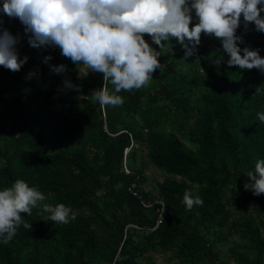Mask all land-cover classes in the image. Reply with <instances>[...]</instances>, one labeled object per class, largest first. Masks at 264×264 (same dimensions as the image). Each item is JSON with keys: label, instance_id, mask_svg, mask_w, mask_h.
<instances>
[{"label": "trees", "instance_id": "1", "mask_svg": "<svg viewBox=\"0 0 264 264\" xmlns=\"http://www.w3.org/2000/svg\"><path fill=\"white\" fill-rule=\"evenodd\" d=\"M192 17L190 27L198 23ZM236 35L241 49L264 58V33L253 23L245 28L241 17ZM144 38L161 51L164 71L141 89L122 90L124 103L115 107L92 98L102 73H83L68 58L60 74L40 59L13 75L0 66V190L22 179L44 194L42 203H63L76 214L60 224L41 207L22 213L31 229L21 225L8 244L0 241V264H158L152 253L177 264H264V194L243 187L264 160L257 115L264 113V73L229 67L214 36L202 33L190 57L175 38L163 49ZM65 80L79 91L66 89ZM141 150L165 174L145 194L165 204L154 231L156 206L143 209L127 191L133 181L146 183L134 166ZM185 191L202 206L187 209ZM232 237L222 256L219 246Z\"/></svg>", "mask_w": 264, "mask_h": 264}, {"label": "clouds", "instance_id": "2", "mask_svg": "<svg viewBox=\"0 0 264 264\" xmlns=\"http://www.w3.org/2000/svg\"><path fill=\"white\" fill-rule=\"evenodd\" d=\"M0 11L20 20L30 34L28 44L32 48L58 47L62 56L82 65L85 72L91 69L102 73L103 88L91 94L101 107L122 105L124 100L118 93L141 89L157 69L164 71L158 59L161 51L150 46L145 34L160 49L164 42L175 38L185 57L195 54L202 33L214 36L221 40L222 50L229 56V67L264 73V58L259 51L241 49L238 44L243 41L236 35L241 17L245 28L253 23L257 32L264 33V0H3ZM193 11L198 23L190 27ZM17 43L18 38L8 30H0V66L12 72L20 71L28 59H20ZM49 60L51 56H46L44 63ZM222 61L223 56L217 58L216 64ZM51 70L60 74L66 71V65L52 66ZM32 75L29 73V77ZM109 81L114 86L113 93L108 91ZM64 87L79 91L67 80ZM257 115L264 122V113ZM247 177L254 183L246 182L244 189L256 196L264 194V160H258L254 172L249 171ZM45 199L42 192L22 179L0 190V241L8 244L21 225L30 230L31 224L21 214L31 215L33 208L41 207L54 223L68 224L76 219L70 207L42 203ZM183 203L191 210L202 206L203 201L185 191Z\"/></svg>", "mask_w": 264, "mask_h": 264}, {"label": "crops", "instance_id": "3", "mask_svg": "<svg viewBox=\"0 0 264 264\" xmlns=\"http://www.w3.org/2000/svg\"><path fill=\"white\" fill-rule=\"evenodd\" d=\"M0 21H2V24H0V30H3L4 24L6 21V15L3 14L2 11H0ZM29 35L30 34L25 32V26L22 23L19 24V27L16 30L15 35H13L14 37L18 38V43L16 44V49L18 51L20 59H23L25 56L28 57L27 62L21 68L22 71L26 67L27 68L26 72H28L29 71V65L34 64V59L35 60L40 59V60L44 61V58L46 56H51V60L48 61V64H50L52 66L64 65V63L67 61V59L61 55V51L58 47L46 46V47H41L39 49L32 48L28 44ZM73 65H74V63H73Z\"/></svg>", "mask_w": 264, "mask_h": 264}, {"label": "built area", "instance_id": "4", "mask_svg": "<svg viewBox=\"0 0 264 264\" xmlns=\"http://www.w3.org/2000/svg\"><path fill=\"white\" fill-rule=\"evenodd\" d=\"M20 23L21 22L18 18H9L6 15V21H5L3 30H8L12 35H14ZM9 73L10 75H13L12 71H10ZM102 77H103V74H102ZM103 86H104V80L102 82V88ZM123 170L125 174L131 173L130 170L127 168L125 162L123 164ZM127 191L132 197L136 198L139 201L143 209L148 210V209H151L153 206H156V212L158 213V216H157L155 225L154 227L148 229L149 231H154L162 223L163 214L165 211L164 200L161 197H156L153 201L146 200L145 194L149 190H147L145 186H142L138 181H133L132 183H130V185L127 188Z\"/></svg>", "mask_w": 264, "mask_h": 264}, {"label": "rangeland", "instance_id": "5", "mask_svg": "<svg viewBox=\"0 0 264 264\" xmlns=\"http://www.w3.org/2000/svg\"><path fill=\"white\" fill-rule=\"evenodd\" d=\"M193 21V19H192ZM18 29V28H17ZM16 33V32H15ZM14 33V35H15ZM81 68V67H80ZM79 68V70H81ZM134 166L136 169H139L142 167L144 169V174L146 177V183H145V188L151 192H154V187H155V182L156 181H161L164 177L165 174L158 171L155 169L153 166L150 165L148 159L145 156V151L141 150L137 153L136 156V161L134 163ZM263 236H264V231H263ZM235 237L229 238L228 242L223 243L219 246V252L222 256H226L227 253L229 252L230 247L233 245ZM153 259L158 263V264H177V262H169L166 258H163L162 256L152 253ZM229 264H236L233 261H229Z\"/></svg>", "mask_w": 264, "mask_h": 264}, {"label": "water", "instance_id": "6", "mask_svg": "<svg viewBox=\"0 0 264 264\" xmlns=\"http://www.w3.org/2000/svg\"><path fill=\"white\" fill-rule=\"evenodd\" d=\"M81 71L83 73L97 74V72H93L91 69H86V72H85L83 66L81 67ZM127 152L128 150L126 151L125 155L127 154Z\"/></svg>", "mask_w": 264, "mask_h": 264}]
</instances>
